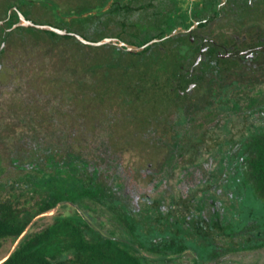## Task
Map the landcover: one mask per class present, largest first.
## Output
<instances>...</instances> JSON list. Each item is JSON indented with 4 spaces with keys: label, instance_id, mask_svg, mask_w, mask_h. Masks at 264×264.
<instances>
[{
    "label": "rangeland",
    "instance_id": "1",
    "mask_svg": "<svg viewBox=\"0 0 264 264\" xmlns=\"http://www.w3.org/2000/svg\"><path fill=\"white\" fill-rule=\"evenodd\" d=\"M89 1L96 10L98 0L49 4L64 14ZM33 6L34 21L51 19L41 4ZM99 28L97 39L131 40L133 27L122 31L116 20ZM192 64L157 46L130 54L29 36L7 46L0 60V195L12 186L23 198H38L37 173L75 170L151 228L152 243L188 245L167 258L139 250L148 264H264V214L232 187L249 168L245 143L264 133V64L203 62L182 81ZM59 215L79 216L125 242L103 217L62 202L4 243L0 261Z\"/></svg>",
    "mask_w": 264,
    "mask_h": 264
},
{
    "label": "trees",
    "instance_id": "2",
    "mask_svg": "<svg viewBox=\"0 0 264 264\" xmlns=\"http://www.w3.org/2000/svg\"><path fill=\"white\" fill-rule=\"evenodd\" d=\"M43 1L0 0V19L7 18V11L12 6H17L27 19L34 21L33 5L39 3L49 10L51 19L39 17L40 22L34 21L37 24H50L78 33L87 40L99 41L107 37L106 34L99 39L95 37L103 33L99 24L116 20L121 24L122 31L127 27H133L131 40L120 35H117V38L135 46H141L153 38H162L173 31L177 24L171 14L149 12L146 13V23L134 22L139 15L135 14L124 0H98L96 10L89 1L88 6L64 14L59 13L57 5L49 4L50 0ZM17 20V13L12 12L5 27H11ZM148 31H154V34L147 36ZM28 36L45 41L70 40L83 46L73 38L60 37L54 33L30 28H18L10 33H3V28L0 27V43L5 42L2 53H5L7 46L24 41ZM177 41L178 38L173 37L162 44H168L169 49L173 50ZM151 48L147 47L143 53ZM115 49L119 53H124L117 47ZM181 71L179 68V72ZM178 78V74L174 76V79ZM245 146L251 153L249 168L246 173L240 172V177L236 181L232 179L233 192L236 195L242 194L244 203L246 201L256 203L257 210L264 214V133L251 136ZM237 164L238 160L235 157L232 165ZM238 181L243 183L241 187L236 186ZM33 185L41 189L38 198H23V192L12 186L0 195V249L4 243H14L18 240L35 218L50 212L62 202L77 204L91 214L103 217L118 230L125 242L101 235L79 216L59 215L18 242L15 249L0 261V264H148L139 254V250L143 249L161 258H167L178 256L188 248L187 244L173 240L152 243L151 228L136 218L122 201L90 176L82 175L75 170L63 173L61 170L40 172L35 176ZM246 220L250 221L253 218L248 217Z\"/></svg>",
    "mask_w": 264,
    "mask_h": 264
},
{
    "label": "flooded vegetation",
    "instance_id": "3",
    "mask_svg": "<svg viewBox=\"0 0 264 264\" xmlns=\"http://www.w3.org/2000/svg\"><path fill=\"white\" fill-rule=\"evenodd\" d=\"M124 3L139 15L140 23L147 22V12L171 14L177 23L173 30L178 38L175 48L170 50L163 41L151 47L157 46L159 52L172 60L264 64V0H124ZM12 7L7 18L0 19L4 21L0 25L3 33H7L5 24L12 12H16ZM2 44L0 60L5 42L0 47ZM194 67L192 64L184 80L192 77Z\"/></svg>",
    "mask_w": 264,
    "mask_h": 264
},
{
    "label": "water",
    "instance_id": "4",
    "mask_svg": "<svg viewBox=\"0 0 264 264\" xmlns=\"http://www.w3.org/2000/svg\"><path fill=\"white\" fill-rule=\"evenodd\" d=\"M12 10H15L17 12L18 20L15 23H13L11 27L5 29V32L7 33H10L13 30L18 29V28L36 29V30L43 31V32L54 33L60 37L73 38L76 41H78L80 44L87 46V47H100L104 45H112L130 54H139L143 52L147 47L152 46L155 43L164 41L168 38H172L177 34V31H172L171 33H169L168 35H165L162 38H153L141 46L131 45L116 37H105L99 41H90V40L85 39L78 33L71 32L66 29H60L50 24H37L31 19H27L20 11L17 10L15 6L12 7ZM8 12L10 13L11 10H9ZM3 23L4 21L0 20V25H3ZM2 46L3 44L1 45L0 48H2ZM197 64H198V60H196L193 63V67L196 66Z\"/></svg>",
    "mask_w": 264,
    "mask_h": 264
}]
</instances>
